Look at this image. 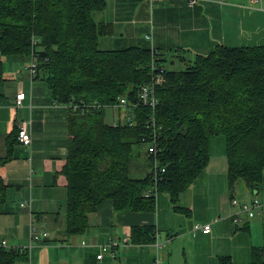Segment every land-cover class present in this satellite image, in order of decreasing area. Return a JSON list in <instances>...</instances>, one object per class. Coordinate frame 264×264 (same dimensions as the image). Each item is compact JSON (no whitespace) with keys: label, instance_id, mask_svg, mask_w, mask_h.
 Here are the masks:
<instances>
[{"label":"trees","instance_id":"16d2710c","mask_svg":"<svg viewBox=\"0 0 264 264\" xmlns=\"http://www.w3.org/2000/svg\"><path fill=\"white\" fill-rule=\"evenodd\" d=\"M104 7V0H0V82L4 56L33 52L35 77L45 81L57 104H70L61 170L67 191L65 233L83 232L88 215L104 200L117 212L151 213L157 194L164 193L175 211L183 210L179 194L207 165L210 138L218 135L225 141L230 193L242 181L254 196L264 169V45H216L192 60L178 54L186 67L167 69L165 57L139 44L100 49L102 27L93 12ZM152 61L163 68L164 78L156 88L154 127L151 111L142 105L130 111L132 124L105 122V106L120 97L137 102L140 87L155 73ZM153 136L154 157L143 147ZM153 158L164 168L156 181L149 172ZM7 159L8 154L0 164ZM152 187L156 196L146 195ZM5 194L0 178V205ZM154 235L152 226H134L130 239L147 244ZM252 256L250 264H264L263 247H253ZM27 260L26 250L0 248V264ZM218 264L234 263L221 257Z\"/></svg>","mask_w":264,"mask_h":264},{"label":"crops","instance_id":"0c3cea01","mask_svg":"<svg viewBox=\"0 0 264 264\" xmlns=\"http://www.w3.org/2000/svg\"><path fill=\"white\" fill-rule=\"evenodd\" d=\"M105 4L103 10L93 12L102 27L100 49L139 44L155 49L161 57L172 52L177 60L178 54L192 60L216 45H264V0H198L191 7L187 0H108ZM28 62L25 55L3 57L0 159L7 154L8 159L0 164V178L6 184L0 205V239L13 247H26L30 226L46 231L48 236L32 243L28 251L30 264H152L150 243L120 245L115 258L107 254L97 258L100 244L121 243L126 236L131 238L132 227L152 226L158 238L166 239L162 264H218L221 257H229L234 264H250L253 247H263L264 259V210L262 216L242 217L238 224L228 218L213 222L208 234L190 232L193 223H207L231 212V194L240 199L253 197L237 183L230 193L225 141L219 138L214 148L209 141L207 165L179 194L177 205L183 210L175 211L164 193L157 194L151 213L117 212L104 200L88 215L83 232L67 235V191L61 170L67 156L69 107L54 101L41 77L31 78ZM19 90L26 98L23 106L16 107ZM115 110L110 120L120 122L125 115ZM20 121L30 123V146L16 140ZM255 197L264 201V169Z\"/></svg>","mask_w":264,"mask_h":264},{"label":"built area","instance_id":"2783aa9c","mask_svg":"<svg viewBox=\"0 0 264 264\" xmlns=\"http://www.w3.org/2000/svg\"><path fill=\"white\" fill-rule=\"evenodd\" d=\"M198 0H187L188 6H193L197 3ZM259 0H253V2H257ZM37 38L32 37L31 38V44H36ZM153 52H156L155 49H153ZM36 65H37V57L36 55L31 52L29 55V62L27 66V70L33 78L36 75ZM152 69L155 70L154 75L150 79V81L144 85H142L138 91L137 96V102L130 103L127 101L125 97H120L118 102L115 104H110L105 107L111 106L114 109H123L127 108L129 109V114L124 116L126 118V122H129L132 124L134 116L132 114V109L135 108L137 105H142L145 108H148L151 111V117L150 122L151 125L154 127V117H153V110L157 104V97H156V88L161 85L164 81V78L162 76L163 68L157 67L154 61L151 62ZM26 98L25 93L22 90H19L14 99V105L16 107L23 106V101ZM67 107H70L69 105H66ZM85 109H87L89 106H82ZM73 109H76V106L73 107ZM118 122L111 121L110 124L115 125ZM154 132V131H153ZM16 140L24 145V146H30L31 144V132H30V123L28 121H20L17 123L16 127ZM144 149H146L147 154L149 156L154 157L156 154V141L155 136H153L152 140L145 141L144 143ZM164 168L159 167L157 159L153 158L151 167L149 168V172L152 174L154 181H156L157 176L159 173L163 172ZM146 195H154L156 196L155 187H152L149 189L146 193ZM230 205L232 207L231 212H229L226 215H218L214 217L211 221L207 223H193L191 227V234L195 235L196 233H203L208 234L211 231V224L213 222H217L219 220H222L224 218L230 219L234 224H238L242 221V217H246L247 219H251L255 216H262L263 210H264V201H262L260 198L254 196L251 199H240L236 196H233L229 199ZM24 205V203L22 204ZM48 236V233L46 231H36V229L32 226H30V234H29V245L26 247H13L8 245L7 241L5 239H0V248L5 249H18L20 251L26 250L28 253V260L27 263H20V264H30L29 263V250L32 247V243L39 242L41 238H45ZM166 239L158 238L157 230L155 229V235L154 240L150 243L153 250V260L152 264H162L163 255H162V248L164 247V242ZM134 243L131 242L130 237L126 236L121 243L118 241H111L108 243L100 244V252L97 255V258L100 259L103 255L107 254L108 256L115 258L116 257V249L117 247L121 246H130ZM136 245V244H134Z\"/></svg>","mask_w":264,"mask_h":264},{"label":"rangeland","instance_id":"374dc122","mask_svg":"<svg viewBox=\"0 0 264 264\" xmlns=\"http://www.w3.org/2000/svg\"><path fill=\"white\" fill-rule=\"evenodd\" d=\"M104 1H108V0H104ZM105 6H106V4H105ZM98 47L99 48H103V44L102 43H98ZM165 58H166V60H165V62H163V65L167 69L179 70V69H184L186 67V65L184 63L180 62L179 60H177L176 58L173 57V53L172 52L167 53ZM115 111L116 110L113 107H111V106L104 107V109H103V119H104V121L107 122V123H111L110 118L115 113ZM121 111H122V113L125 116L129 114V109H127V108H123V109H121ZM120 122L121 123L122 122H126V118H123ZM216 138L223 139V141H224V137L222 135L213 136L211 138V140H210L211 147H213V148L216 147L215 146V141H216L215 139ZM238 184H239L240 188L244 189V184H243L242 181H239Z\"/></svg>","mask_w":264,"mask_h":264}]
</instances>
